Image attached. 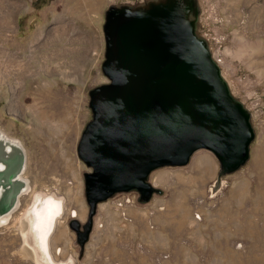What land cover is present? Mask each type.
Here are the masks:
<instances>
[{
	"label": "water",
	"instance_id": "95a60500",
	"mask_svg": "<svg viewBox=\"0 0 264 264\" xmlns=\"http://www.w3.org/2000/svg\"><path fill=\"white\" fill-rule=\"evenodd\" d=\"M202 0H114L104 10L107 80L88 90L91 118L77 141L84 162L87 218L72 216L76 256L57 258L51 237L63 215L62 195L35 191L21 217L22 249L34 264H77L85 255L101 202L134 195L140 206L166 189L154 183L160 169L187 167L195 153L218 161L208 184L214 198L227 176L245 166L257 132L253 112L235 91L201 31ZM26 148L0 129V225L30 190Z\"/></svg>",
	"mask_w": 264,
	"mask_h": 264
},
{
	"label": "rangeland",
	"instance_id": "374dc122",
	"mask_svg": "<svg viewBox=\"0 0 264 264\" xmlns=\"http://www.w3.org/2000/svg\"><path fill=\"white\" fill-rule=\"evenodd\" d=\"M111 1L0 0V11H12L10 27L0 29V47L15 50L25 45L26 54L32 56L27 60L24 54L25 68L0 80V129L22 140L27 152L24 175L30 180L21 205L0 225V264H34L22 249L20 228L21 217L38 190L65 199L64 213L51 237L52 250L77 253L67 218L76 210L77 217L85 219L88 206L82 175L87 167L77 156L76 145L91 118L88 90L107 80L101 71L105 51L102 26L104 10ZM202 1L201 31L233 88L251 108L257 135L248 163L227 176L230 184L214 198H208L207 189L218 171L211 152L198 151L187 167L158 170L156 176L168 172L184 175L179 180L171 178L173 187L163 186L168 194L159 198L170 206L163 202L157 209L198 219L196 244L213 250L211 262L264 264V0ZM59 16L65 17L63 37L52 38V46L47 48L36 47L42 29L60 23ZM59 47H70V51L55 59L44 57L46 50ZM75 49L78 71L74 75L67 63L73 60ZM199 167L207 171L206 179ZM109 200H115L116 205L121 200L119 206H123L125 195ZM119 211L127 216L124 207ZM101 225L97 228L96 224L94 232ZM64 255L55 253L57 258Z\"/></svg>",
	"mask_w": 264,
	"mask_h": 264
},
{
	"label": "crops",
	"instance_id": "0c3cea01",
	"mask_svg": "<svg viewBox=\"0 0 264 264\" xmlns=\"http://www.w3.org/2000/svg\"><path fill=\"white\" fill-rule=\"evenodd\" d=\"M199 169L202 178L206 179L207 171L202 167ZM154 175L155 184L173 187L171 178L179 180L184 174ZM163 202L159 197H154L147 206H138L132 201H125L123 206L116 205L115 200L101 202L96 224L97 228L98 224L102 225L94 232L83 259L77 264H218L209 260L213 250H206L205 244H196L200 221L193 216L182 218L170 210L171 213L157 209ZM164 204L170 206L168 202ZM120 207H124L125 218ZM53 252L64 253L61 258L77 254L71 250Z\"/></svg>",
	"mask_w": 264,
	"mask_h": 264
},
{
	"label": "bare ground",
	"instance_id": "6f19581e",
	"mask_svg": "<svg viewBox=\"0 0 264 264\" xmlns=\"http://www.w3.org/2000/svg\"><path fill=\"white\" fill-rule=\"evenodd\" d=\"M11 18H12V11L11 12L0 11V29H8L10 27V24H11ZM64 18L65 17H63V16L62 17L59 16V17H57V19L60 23H58L57 25H55L53 27L47 26L44 29H42L41 32H42L43 36L41 38H38V42L36 43L35 46L39 47V46L43 45L44 47L47 48V46H52L50 44V40L52 38H54L53 40H55V39L57 40L58 38L61 39L63 37V35L65 33V29H66V26L64 24V21H65ZM31 47H32V45H30V48ZM26 50L27 49H26L25 45H23L21 47H16L15 50L0 47V80H3L5 77L9 76L12 73V71H13V73H17V72L22 71L25 68V64H26L25 61L26 60L21 58V57H24V54L27 55V60H29L32 57L30 54L29 55L26 54ZM69 51H70V47H64V48L59 47L57 49H52L49 51L46 50L44 57H49L51 59H55V58H59L61 56L66 55ZM77 51H78L77 49H75V53H73L74 51L73 52L71 51L73 53V60H71V62L67 63V64H69V66H71V68H73L72 73L74 75L78 71V64H77L78 58L76 55ZM52 57H54V58H52ZM63 61L64 60H61L59 63H61ZM68 70H69V68H68ZM76 180H77V186H78L79 180L78 179H76ZM72 213L77 214L76 210H73Z\"/></svg>",
	"mask_w": 264,
	"mask_h": 264
},
{
	"label": "flooded vegetation",
	"instance_id": "af4514ba",
	"mask_svg": "<svg viewBox=\"0 0 264 264\" xmlns=\"http://www.w3.org/2000/svg\"><path fill=\"white\" fill-rule=\"evenodd\" d=\"M167 194H168V193H167ZM118 197H119V196H118ZM118 197H116V198H118ZM125 201H126V202H131V201H132V202H134L135 204H137V203L135 202L134 195L125 196ZM118 204H119V205H122L123 202H122V201H118ZM20 205H21V203H20ZM137 205H138V204H137ZM72 216L77 217V214H73V213H72L71 216H69V217L67 218V221H68V219L71 218ZM78 218H79V217H78ZM86 218H87V216H86ZM86 218H85V219H80V218H79V219H80V221L83 222V221L86 220ZM67 225H68V223H67ZM68 227H69V226H68ZM95 227H96V225H95ZM69 229H70V228H69ZM70 230H71V229H70ZM71 231H72V230H71ZM93 232H94V231H93ZM93 232H92V234H93ZM73 233H74V232H73ZM91 238H92V235H91ZM74 240H75V234H74ZM74 240L72 241V244H73ZM90 241H91V239H90ZM90 241H89V242H90ZM89 242H88V243H89ZM88 243H87V244H88ZM87 244H86V246H87ZM73 246H74V245H73ZM74 247H75V246H74ZM57 250H60V248H58ZM76 250H77V248H76ZM85 250H86V249H85Z\"/></svg>",
	"mask_w": 264,
	"mask_h": 264
}]
</instances>
